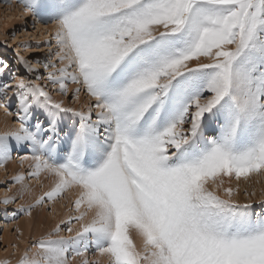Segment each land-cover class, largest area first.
I'll use <instances>...</instances> for the list:
<instances>
[{
	"label": "snow or ice",
	"instance_id": "obj_1",
	"mask_svg": "<svg viewBox=\"0 0 264 264\" xmlns=\"http://www.w3.org/2000/svg\"><path fill=\"white\" fill-rule=\"evenodd\" d=\"M21 3L55 24V46L42 41L35 63L17 54L26 76L0 82V108L18 122L0 133V167L29 152L31 170L13 178L19 198L26 179L51 185L6 218L69 191L77 214L17 264H99L89 251L107 264H264V210L223 186L264 174V0ZM8 72L0 59V78ZM82 91L86 107L53 95Z\"/></svg>",
	"mask_w": 264,
	"mask_h": 264
},
{
	"label": "rangeland",
	"instance_id": "obj_2",
	"mask_svg": "<svg viewBox=\"0 0 264 264\" xmlns=\"http://www.w3.org/2000/svg\"><path fill=\"white\" fill-rule=\"evenodd\" d=\"M48 26H51V30ZM52 26L55 24L51 21L45 24L39 17H34L31 13L26 12L21 0H0V55L4 61H8L9 68V72L0 78V82H11V73L14 71H19V75L26 76L17 62V54L31 59L33 63L37 59L42 61L45 59L48 46L42 41L52 39V46H55V40L51 35L55 30H52ZM49 59H54V56L49 57ZM42 74L46 75L43 70ZM74 87L76 86L69 84L70 89ZM53 95L54 98L64 99L68 106L77 108L86 107L90 99L83 91L80 93L79 101L61 97L58 92H54ZM15 106L14 100L13 112ZM17 124L18 122L13 115H9L0 108V133L16 127ZM24 155H31V153L13 150L12 159L0 167V264H17L30 241L47 236L57 223L66 220L70 215L77 214L71 204L74 193L69 191L59 200L38 206L33 210L31 216L18 213L15 218H6L11 217L18 205L31 203L36 196L47 191L51 185V179L46 178L44 174L39 179H26L25 183L30 185L31 191L25 192L23 199L19 198L21 186L14 183L13 178L17 174L26 175L31 170L29 161L21 162V157ZM223 186L233 188L235 194L231 196V199L234 202L252 205V211L255 213L264 210V205L261 204L264 201V174L253 175L250 179L240 182L235 179L229 181L225 178ZM210 188L217 191L219 195L225 196L222 189H217L211 183ZM13 196L17 197L13 203L8 205L2 203L5 197ZM66 227L73 228V233H69ZM66 227L62 226L60 236L73 235L75 230L79 228V224L73 222ZM32 251L34 252L35 249ZM29 256L31 258V253ZM86 257L90 261L96 259L99 264H107L105 257H98L93 251L86 253ZM82 259V257H75L70 260V264H82Z\"/></svg>",
	"mask_w": 264,
	"mask_h": 264
},
{
	"label": "bare ground",
	"instance_id": "obj_3",
	"mask_svg": "<svg viewBox=\"0 0 264 264\" xmlns=\"http://www.w3.org/2000/svg\"><path fill=\"white\" fill-rule=\"evenodd\" d=\"M48 27H50L49 30H51V26H48ZM54 28H55V26H52V30H55ZM0 58L3 59V57H1V55H0ZM7 62H8V61H7ZM14 124H15V123H14ZM4 128H5V127H4ZM7 128H8V127H7ZM233 194H235V193H233ZM237 199H239V198H237ZM239 202H240V200H239Z\"/></svg>",
	"mask_w": 264,
	"mask_h": 264
}]
</instances>
